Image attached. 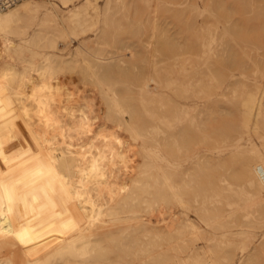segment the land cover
I'll use <instances>...</instances> for the list:
<instances>
[{"label": "rangeland", "instance_id": "1", "mask_svg": "<svg viewBox=\"0 0 264 264\" xmlns=\"http://www.w3.org/2000/svg\"><path fill=\"white\" fill-rule=\"evenodd\" d=\"M154 1L90 0L85 3L84 0H66L63 4V0H57V3L62 4L59 6L62 20L58 19L57 22L64 23V28L57 29L54 26L55 21H48L43 30L34 32L35 25L25 22L20 23L7 34V42L0 40V73L8 75L9 80H13L15 84H18L17 79L20 75L30 76L35 72H41L44 67L40 65L45 64L46 58L49 57L47 55L53 52L64 59H70L71 62L82 63L84 61L82 59H86V56H88L87 59L90 58L87 52L83 51L87 43H93L98 47L101 55L106 54L96 62H91L92 69L100 74L105 73L119 59L123 58L122 61H118L120 67L122 64L127 65L131 56L141 57L140 61L143 60L142 57L147 56L144 60L147 62L145 68L152 66L150 64L155 61L156 66L159 67L161 62L157 61H160L161 56L157 55L159 56L157 58L156 52L154 55L151 52L154 49L151 48L161 32H171L181 41L185 36L196 33L195 35L201 38L205 37L202 42L208 45L205 47L199 43L195 54H180L176 61L170 59L164 62L165 66H170L169 76L178 77V80L188 87L185 95L177 97L180 99L183 113L176 125L180 132L184 126L191 127V133L187 138H183L180 133V137L178 136L176 144L171 149L162 143L163 134L154 131L157 126H161L157 120L146 121L147 124L143 130L136 128L127 130L122 127L119 119L115 123L114 119L104 121L105 119L98 118L86 124L85 127L77 125L73 128L76 131L70 139L71 142L76 143L73 147L68 145L69 141L57 139L52 142L49 149L31 150V154L28 155L27 170L39 172H53L52 167L56 158L65 153L67 169L74 173L80 160L94 146L106 151L108 157L116 155L114 162L110 165L112 171L106 172L102 169L96 174L85 176L83 182L75 185L73 191L81 194L79 200L75 199L71 203L56 201L50 205L48 212L59 210L68 214L77 225L75 229L69 231H50L49 238L54 244L66 245L72 242L77 249H90L100 244L109 249L112 264H144L147 257L121 259L122 252L119 249L128 246L132 240L142 244L145 238L163 233L173 221H179L185 225L183 233L187 253L177 250L178 242L173 239L157 242L155 245L157 252H168L167 254H170L175 264H193L194 257L203 260L211 259L209 264H242L243 257L254 248H259L264 238V227H259L258 223H251L250 216H247L251 208L244 200L242 187H236L238 193L230 198L229 201H233L232 206L228 204V199L222 196L216 215L212 214L211 210L218 203L211 201L206 203L208 211L202 209L203 196L197 192L189 204L173 201L169 210L161 216L146 209L144 202L146 199L150 200V193H141L140 199L143 202L136 207H129L113 198L115 196H111L106 189L107 186H125L134 183L135 178L138 181L146 180V177L150 176H152L148 179L150 187L156 188L166 181L165 177L168 175L184 176L186 172L193 170L199 173L200 165L197 162L204 158L213 163L228 157L238 147H246L251 143L257 144L254 135L240 129L238 117H241V107H243L239 99L244 85L252 86L251 88L264 87V0ZM106 18L109 25H106L104 20ZM103 27L108 30L106 39L108 38L109 41L105 39L103 42L104 38L99 37ZM210 30L216 37L209 43ZM114 33L119 34V37L114 36ZM192 35L191 37L195 38V35ZM204 47L205 51H203ZM77 48L81 49L80 54L74 52ZM128 52L135 53L130 55ZM128 54L129 57L127 56L128 59L125 60L129 62L126 63L124 58H127ZM82 55L84 57L81 58ZM108 56L115 57L111 59ZM149 56L156 59L150 57L149 60ZM138 61L135 62L141 64ZM145 62L143 66L141 64L143 68ZM130 66L132 68V64ZM154 66L155 63L152 68ZM208 66L212 68L216 76H211L207 72ZM127 67L122 68L128 70ZM96 76L100 77L97 74ZM110 77L115 78L113 75ZM120 79L115 78L110 86V92L112 89L119 88L120 85H122L120 88H123L131 84L123 78ZM222 79L223 84L228 85L224 90L220 87ZM230 79L235 82L233 83ZM107 80L105 81L108 82ZM228 80L232 84H228L230 82ZM127 81L130 82V80ZM82 82L88 84V82ZM82 82H79V85ZM103 83L104 90H108L111 82L109 85L106 83L105 86ZM91 85L89 83L83 86L79 96L84 98L89 94ZM163 90L175 96L172 95V91L169 92L170 89ZM6 94L7 84L0 81V99ZM85 117L88 118V115L85 114ZM230 122L234 127L230 125L232 129H235V131L232 130L235 134L227 137L213 132L212 129L215 126L221 127ZM53 123L58 124L56 121ZM123 154H128L131 161L138 165L133 168H124L126 170L121 168L122 164L119 161ZM10 158L21 161L10 152L0 153L1 160L7 161ZM22 176L23 173H19V177L23 178ZM52 176L55 177V174ZM173 179L172 181L176 180V178ZM204 197L208 199L210 196L204 195ZM110 232L112 234L109 236ZM63 237L67 239H62ZM215 250L219 254H213ZM258 250L259 261L264 264V247ZM55 258L56 256L51 257L50 264H55L52 261ZM212 260L215 263H212Z\"/></svg>", "mask_w": 264, "mask_h": 264}, {"label": "bare ground", "instance_id": "2", "mask_svg": "<svg viewBox=\"0 0 264 264\" xmlns=\"http://www.w3.org/2000/svg\"><path fill=\"white\" fill-rule=\"evenodd\" d=\"M89 1L84 0L85 3ZM65 3L66 0H63V4ZM59 6L62 4L57 3V0L15 1L12 5L0 10V40H8L7 34L14 27L25 22L35 25L34 32L43 30L48 21H55L54 26L57 29L64 28V23L57 22L58 19L62 20ZM105 17L108 18L106 15ZM107 18L104 20L106 25H109ZM107 31V28L103 27L100 32L99 37L104 38L103 42L106 39ZM213 33L211 30L209 31L208 42L215 39L216 35ZM118 35L115 34L114 36L119 37ZM191 35L185 36L181 41L177 35L175 36L171 32L159 33L151 48L154 49L151 51L154 55L156 52V57L157 55L161 56L160 61H157L161 62L159 67L156 66L154 60L155 62L152 61L153 63L150 64L153 66L155 63L153 68L152 66L145 68L147 62L144 60L147 56L142 57V61H140L141 57L136 56V59L131 56L130 62L126 61L125 59H128L130 54L128 52L129 54L126 55L128 57L124 60L129 63L127 65L122 64V67L125 68L132 64V68L130 65V68L127 67L128 70L120 67L118 61L123 60L120 57L122 60L117 58V60L119 59L117 63L109 67L105 73H96L91 67V62H96L106 54L103 52L104 55H101L98 47L94 46L93 43H87L83 51L87 52L90 58L87 59L88 56H86V59H82L84 60L82 63L71 62L70 59H64L53 52V54L47 55L49 57L46 58V63L40 65V67H44L41 72L27 75L28 77L20 75L21 77L19 76L17 79L18 84H15L16 82L14 83L13 80L10 81L9 76L5 73H0V81L7 84V94L0 99V153L10 152L21 160L18 162L13 158L7 161L0 159V264H50L53 256H56L52 260L55 264H112L109 249L100 244H96L90 249H77L72 242L66 245L54 244L49 238L50 231H69L75 229L77 224L71 220L68 214L59 210L48 212L47 209L56 201L71 203L75 199L79 200L81 194L78 191H73L75 185L83 182L85 176L96 174L102 169L106 172L112 171L110 165L114 162L116 155L113 154L112 157H108L106 151L94 146L80 160L74 173L67 169L65 153L56 158L52 167L53 172L28 171V155L34 149H49L52 142L57 139L69 141L68 145L73 147L76 144L70 141L76 133L73 128L77 125L85 127L86 124L98 118L105 119L104 121L114 119L115 123L119 119L122 122V127L127 130H132V128L143 130L146 127V121L157 120L161 126H157L154 131L163 134L162 143L169 149L176 144L180 133L183 138L189 137L191 127L184 126L180 132L176 125L183 113L179 103L180 99L177 97L185 95L188 87L182 84L178 77L169 76L171 73L170 66H165L164 62L170 59L176 61L180 54H195L199 43L202 46H208L202 42L205 37L202 36L203 38H201V36L195 35V38H192ZM101 38L99 39L101 40ZM107 41L106 43H108ZM205 47L203 51H205ZM128 48L126 49L129 50ZM80 50L77 48L74 52L80 54ZM124 53L126 54V52ZM134 53L130 55H134ZM83 55L81 58L84 57ZM152 56H149V60L150 57L155 58ZM108 57L114 59L113 56V58ZM138 58L142 66L145 62L144 68L135 62L138 61ZM37 69L39 70V67ZM211 69L208 66L207 72L211 76H216V73ZM172 71L174 72V69ZM174 73L176 75V72ZM112 75L118 80L123 78L131 84L120 88L122 85L116 82L120 87L116 86L115 89H121V91L112 89L110 92V86L115 80V78L110 77ZM172 75L174 76V74ZM109 78L112 81H109ZM82 81L92 84L89 89L90 93L84 98L79 96V91L88 84L85 83V85ZM223 81V79L220 81L221 90L228 87L225 83L223 84ZM79 82L84 85L82 86L80 83V86ZM102 83L104 86L107 85L106 83L110 84L109 89L104 90ZM244 87L239 99L243 106L241 107L242 110L239 108L241 110V117H238L240 120L239 127L243 132L246 131L254 135L257 144L251 143L246 147H238L228 157L218 159L213 163L204 158L197 162L200 165L199 173H195L193 170L186 172L184 176L175 175L173 177L168 175L165 177L167 182L164 178L165 182L156 188L150 187L148 179L152 176L139 181L135 178L133 184L125 186H107L106 189L110 195L115 196L113 198L129 207H136V205L141 204L140 202H143L140 199V194L150 193V200L146 199L144 202L146 209L152 210L157 216H161L162 213L169 210L173 201L189 204L198 192L203 196L202 209L208 211L209 208L206 203L211 201L218 203L211 210L212 214L216 215L222 196L226 197L228 204L232 206L233 201H229L230 198L238 193L236 187H242L245 195L244 200L247 202V206L251 208L247 216H250L251 223H258L259 227H264V87L255 86L251 88L252 86L248 85H244ZM163 89H170L169 92L172 91V95L175 96L169 95L170 93L167 94ZM85 114L88 115V118L85 117ZM54 121L58 124H54ZM230 123L221 127L215 126L212 130L219 135L229 137L235 134L233 132L235 129H232L233 125ZM238 131L240 132V130ZM55 137L59 138L55 139ZM119 163L122 164L121 168L123 169L138 165L131 161L128 154L121 155ZM140 166L144 165L140 164ZM19 173H23V178L19 177ZM53 174L55 177L52 176ZM172 177L176 180L172 181L174 180ZM219 189L221 190L219 191ZM204 195L210 197L207 199ZM184 230L185 225L182 222L173 221L165 232L145 238L142 244L132 240L128 246L120 248L121 259L147 257L144 264H175L173 259L171 260L170 254H167L168 252H157L155 245L157 242L173 239L178 242L179 249L177 250L186 252ZM111 234L112 232L109 236ZM62 239H67V237ZM262 247H264V238H262L259 248L262 249ZM259 248H254L248 255H245L242 264H262L259 261ZM217 250L213 251V254H219ZM192 261L193 264L211 263V259L203 260L199 257L192 258Z\"/></svg>", "mask_w": 264, "mask_h": 264}, {"label": "built area", "instance_id": "3", "mask_svg": "<svg viewBox=\"0 0 264 264\" xmlns=\"http://www.w3.org/2000/svg\"><path fill=\"white\" fill-rule=\"evenodd\" d=\"M15 1L18 0H0V10L4 9L9 5H12Z\"/></svg>", "mask_w": 264, "mask_h": 264}]
</instances>
